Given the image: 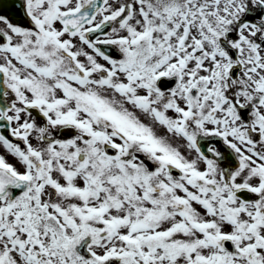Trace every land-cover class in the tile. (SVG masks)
I'll return each instance as SVG.
<instances>
[{
    "label": "snow or ice",
    "instance_id": "snow-or-ice-1",
    "mask_svg": "<svg viewBox=\"0 0 264 264\" xmlns=\"http://www.w3.org/2000/svg\"><path fill=\"white\" fill-rule=\"evenodd\" d=\"M0 146V264H264V0H0Z\"/></svg>",
    "mask_w": 264,
    "mask_h": 264
},
{
    "label": "rangeland",
    "instance_id": "rangeland-1",
    "mask_svg": "<svg viewBox=\"0 0 264 264\" xmlns=\"http://www.w3.org/2000/svg\"><path fill=\"white\" fill-rule=\"evenodd\" d=\"M0 151H6L2 146H0Z\"/></svg>",
    "mask_w": 264,
    "mask_h": 264
},
{
    "label": "flooded vegetation",
    "instance_id": "flooded-vegetation-1",
    "mask_svg": "<svg viewBox=\"0 0 264 264\" xmlns=\"http://www.w3.org/2000/svg\"><path fill=\"white\" fill-rule=\"evenodd\" d=\"M18 18L20 19L21 17L18 16Z\"/></svg>",
    "mask_w": 264,
    "mask_h": 264
},
{
    "label": "water",
    "instance_id": "water-1",
    "mask_svg": "<svg viewBox=\"0 0 264 264\" xmlns=\"http://www.w3.org/2000/svg\"><path fill=\"white\" fill-rule=\"evenodd\" d=\"M6 134H8V133H6Z\"/></svg>",
    "mask_w": 264,
    "mask_h": 264
}]
</instances>
